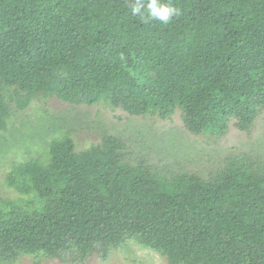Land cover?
Wrapping results in <instances>:
<instances>
[{
    "label": "trees",
    "instance_id": "16d2710c",
    "mask_svg": "<svg viewBox=\"0 0 264 264\" xmlns=\"http://www.w3.org/2000/svg\"><path fill=\"white\" fill-rule=\"evenodd\" d=\"M134 2L0 0V132L48 99L179 113L194 136L251 132L264 113V0H163L179 9L166 24L133 15ZM49 131L5 175L18 198L0 196V264L106 261L130 242L168 264H264L262 152L204 176L107 129L82 150L70 132L48 141Z\"/></svg>",
    "mask_w": 264,
    "mask_h": 264
},
{
    "label": "rangeland",
    "instance_id": "374dc122",
    "mask_svg": "<svg viewBox=\"0 0 264 264\" xmlns=\"http://www.w3.org/2000/svg\"><path fill=\"white\" fill-rule=\"evenodd\" d=\"M65 120L67 123H62ZM58 123L62 129L49 131ZM104 129L117 132L130 139L133 147L146 152L155 162L171 168H185L207 176L215 166L224 163L228 156L251 153L264 154V113L251 132L243 133L233 125L222 137L194 136L186 131L179 113L170 119L156 117H131L119 110H112L104 103L96 106H71L57 99L34 102L26 111L9 121L8 131L0 132V143L10 146L0 154V196L18 198L5 186L4 178L13 161L23 160L37 152L43 131H49L48 141L71 133L77 150L90 147L101 140ZM1 148V147H0ZM32 153V154H31ZM187 168V169H186ZM15 264H73L45 257H22ZM84 264H168L157 253L132 242L114 251L108 260L90 256Z\"/></svg>",
    "mask_w": 264,
    "mask_h": 264
},
{
    "label": "clouds",
    "instance_id": "9594fccd",
    "mask_svg": "<svg viewBox=\"0 0 264 264\" xmlns=\"http://www.w3.org/2000/svg\"><path fill=\"white\" fill-rule=\"evenodd\" d=\"M129 7L133 15L143 16L147 11L149 19L165 24L179 13V9L172 6L170 2H163V0H135L134 3H129Z\"/></svg>",
    "mask_w": 264,
    "mask_h": 264
}]
</instances>
